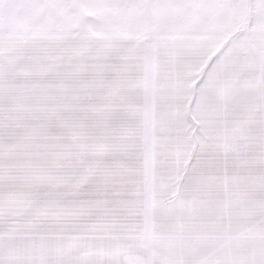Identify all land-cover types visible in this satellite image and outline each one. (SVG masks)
<instances>
[{
	"label": "snow or ice",
	"instance_id": "6c2138e0",
	"mask_svg": "<svg viewBox=\"0 0 264 264\" xmlns=\"http://www.w3.org/2000/svg\"><path fill=\"white\" fill-rule=\"evenodd\" d=\"M0 264H264V0H0Z\"/></svg>",
	"mask_w": 264,
	"mask_h": 264
}]
</instances>
